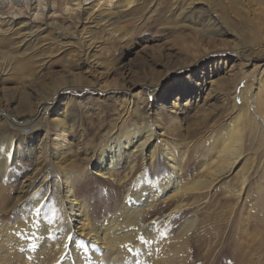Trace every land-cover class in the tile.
Here are the masks:
<instances>
[{
  "label": "rangeland",
  "instance_id": "rangeland-1",
  "mask_svg": "<svg viewBox=\"0 0 264 264\" xmlns=\"http://www.w3.org/2000/svg\"><path fill=\"white\" fill-rule=\"evenodd\" d=\"M90 13L60 32L44 26L25 39L12 32L0 40V114L24 124L10 136L12 159L0 172V199L8 205L27 201L44 183L49 190L40 207L53 224L58 169L83 167L77 169V196L95 220L102 219L118 207L125 187L106 188L107 180L91 173L88 156L122 131L128 115L156 124L161 139L192 141L179 170L186 183L201 176L206 143L243 112L247 126L237 168L189 197L175 219L166 221L169 212L159 207L158 239L175 238L180 226L196 219L190 264H264V0H138L127 10L120 5L111 13ZM48 99L49 113L33 128L27 119ZM55 117L67 121L63 134ZM119 167L121 178L126 165ZM168 171L163 164L149 169L148 183ZM242 176L243 194L235 201L226 192ZM13 216L6 218L12 222Z\"/></svg>",
  "mask_w": 264,
  "mask_h": 264
},
{
  "label": "bare ground",
  "instance_id": "bare-ground-1",
  "mask_svg": "<svg viewBox=\"0 0 264 264\" xmlns=\"http://www.w3.org/2000/svg\"><path fill=\"white\" fill-rule=\"evenodd\" d=\"M137 1L0 0V40L6 41V36L12 32L25 39L44 26H53L60 32L67 25L77 24L81 14L88 10L91 12L89 16L94 12L111 13L120 5L130 9ZM27 30L29 32L24 34L23 31ZM50 100L39 104L33 118L27 119L33 128L49 113ZM236 116L232 125L223 127L213 136V141L206 143L205 150L209 153L199 162L198 173L201 176L185 183L179 170L185 166L192 141L161 139L162 136L156 132L160 127L156 124L140 114L128 115L122 131L109 136L88 156L93 165L91 173L107 180L104 183L106 188L115 185L125 187L118 207L102 219L95 220L87 203L77 196L79 168L66 170L62 167L57 172L61 182L53 191L58 208V217L53 224L45 221L40 207L49 190L44 183L27 201H22V197L19 203L8 205L9 201L0 199L3 212H6L0 219V264H190L193 249L189 241L196 219L180 226L175 238L159 240L163 229L159 225L162 218L159 207L166 206L169 212L166 221L169 222L188 208L189 197L209 191L220 177L237 168L243 154L247 117L243 112ZM0 121V127L5 129L0 133V172H3L12 159L11 133H21L24 124L5 114H0ZM53 121L60 134L69 129L64 117H55ZM60 137L55 138L59 140ZM26 140L27 136L20 142ZM157 155L163 160L161 163H157ZM121 164L126 168L118 178L117 168ZM144 164L148 165L143 170ZM161 164L169 168V175H157L156 182L148 183V170H154ZM136 171L139 172L137 178L130 181ZM50 174L51 171L46 177ZM129 181L130 185H127L125 182ZM245 182L246 178L242 176L238 187L226 192V196L238 201ZM138 183L141 186L138 187ZM30 186L29 182L26 188ZM41 192L44 195L38 201ZM11 212L14 216L9 222L6 217ZM151 213L154 218L144 223ZM244 220L243 217L241 222Z\"/></svg>",
  "mask_w": 264,
  "mask_h": 264
}]
</instances>
